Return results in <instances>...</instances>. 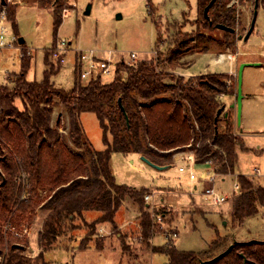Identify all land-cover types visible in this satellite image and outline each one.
<instances>
[{"label":"trees","instance_id":"1","mask_svg":"<svg viewBox=\"0 0 264 264\" xmlns=\"http://www.w3.org/2000/svg\"><path fill=\"white\" fill-rule=\"evenodd\" d=\"M230 1L216 0L206 18L205 8L211 0H198L203 18L200 24L209 30L218 29V24L234 29L224 31L223 46L237 49L234 38L238 16L235 6L228 7ZM39 2L52 9L56 32L45 53L44 77L41 81L28 79L31 55L24 43L20 45L21 71L8 78L14 86L0 84V264H48L45 254L55 248L69 224L70 231L78 228V220L92 233L100 223L117 229L115 219L126 198L140 208L141 241L151 252L167 254L169 264H200L231 244L234 247L227 255L207 264H264V242L233 239L228 243L218 231L211 244L218 252L206 259L195 252L177 250L170 238L165 246L154 247L152 241L157 230L162 229L145 202L148 190L119 184L111 166L113 154L121 153L137 154L169 168L176 153L190 148L196 150L199 163L212 161V173L221 177L234 175L238 149L244 151L246 146L237 130L234 108H227L220 99L232 93L234 76L210 73L186 82L183 77L176 79L167 74L168 68L177 67L188 44L195 40L179 32L166 58L158 54L152 60L134 64L119 62L113 81L107 84L101 75L88 82L82 80L78 54L74 87L66 91L53 82L60 66L57 68L50 60L60 43L57 32L66 4L63 0ZM18 6L7 5L17 40ZM160 42L159 39L157 43ZM57 105L67 109L68 125L63 118L53 123ZM84 113L97 117L103 132V150H96L89 140L82 123ZM237 184L240 193L230 213L232 228L243 226L259 213L260 207L264 208V187L256 186L245 175L237 176ZM41 210H47L48 215L39 234L41 250L32 258L27 255L29 232ZM91 212L99 215L88 223L86 215ZM156 213L164 217L168 214L166 209ZM20 232L27 233L24 239ZM88 242L89 237L79 247L86 249ZM123 249L130 251L125 242Z\"/></svg>","mask_w":264,"mask_h":264},{"label":"rangeland","instance_id":"2","mask_svg":"<svg viewBox=\"0 0 264 264\" xmlns=\"http://www.w3.org/2000/svg\"><path fill=\"white\" fill-rule=\"evenodd\" d=\"M63 1L66 5L62 10L63 23L57 32V38L67 45L61 60L55 62L53 55L50 60L57 68L60 66L59 73L52 78L53 82L66 91L74 87L76 59L80 52L92 51L97 57L105 59L112 55L114 63L123 60L134 64L152 60L158 54L166 58L169 50L175 47L174 40L180 32L195 40L188 44L177 67L168 68L167 74L176 79L183 77L187 82L210 73H235L231 83L232 93L220 98L227 108L232 109V102L237 100L239 71L241 65L246 64L242 73L240 125L237 109L233 110L238 133L246 139L248 147L239 152L236 175H245L256 186L264 187V2L258 0L255 28L246 41L244 37L254 17L256 0L229 2L228 7L235 6L238 16V28L234 38L237 49H232L223 46L226 40L224 31L209 30L200 24L203 18L201 9L198 8V0ZM17 3L19 37L25 40L24 48L31 55L27 77L31 81H41L46 69L45 53L56 37L52 9L43 7L39 0H14L8 4ZM89 6L91 12L87 15L85 12ZM199 33H203L204 37H196ZM7 37L9 42L17 38L11 24L8 25ZM159 39L161 42L157 43ZM22 48L15 43L0 50V84L14 86L8 78L21 71ZM132 54L137 56L135 61L131 60ZM229 55L233 58L228 59ZM64 58L65 61H62ZM114 76H102L103 83L112 82ZM88 81L89 79L84 80ZM60 118L68 125L67 109L57 105L53 113V123ZM82 123L93 147L103 150V132L95 114L84 113ZM140 159L137 154L115 153L111 166L119 184L147 189V195H151L149 203L156 206L155 211L160 213L162 209L167 210L163 229L160 232L157 230L152 241L154 247L165 246L170 238L177 250L195 252L206 259L218 252L211 248L217 231L228 243L233 239L264 241L263 207L259 208L256 216L248 218L243 226H231L230 213L234 199L240 193L235 187V175L217 176L214 181L203 180V183H198L200 179L191 182L179 174L174 166L176 159L165 170H157ZM257 169L261 171L260 174ZM208 188H215L221 196L227 197V201L220 206L211 200L206 201L203 193ZM166 199L175 205V209L166 204ZM133 201L127 198L117 213V229L109 223H100L92 233L78 220V228L70 231L69 224L66 227L67 232L61 236L55 248L45 254L48 264H169L167 254L153 253L141 241L140 208ZM145 202L147 204L146 200ZM98 215L97 212L88 213L87 222L92 223ZM46 218V213L39 211L29 232L33 250L39 249V234ZM24 234L27 233L20 232V238ZM87 237L89 242L86 249L82 250L79 246ZM123 242L129 246L130 251L123 249Z\"/></svg>","mask_w":264,"mask_h":264},{"label":"built area","instance_id":"3","mask_svg":"<svg viewBox=\"0 0 264 264\" xmlns=\"http://www.w3.org/2000/svg\"><path fill=\"white\" fill-rule=\"evenodd\" d=\"M3 0L0 1V50L12 45H15L17 43V38H13L12 42L8 41L7 37V29L8 25L10 24L9 21V15L7 11V4L11 3L14 0H4L5 4L2 3ZM67 43L64 41H61L57 47L56 50L53 52V58L55 62L60 60V58L63 56L65 47ZM80 60H81V78L82 80L86 79H96L99 75L102 76H109L114 74L116 72V67L118 62L114 63L112 55L110 58H99L95 55L94 52L89 53H80ZM233 56L229 55L228 59H232ZM137 59L136 54H132L131 60L135 61ZM64 61V60H62ZM125 62V61H120ZM178 155H181L178 157ZM178 157V158H176ZM176 159V162L174 163V166L177 168L179 174L182 176L187 177L191 182H195L198 179L200 180H211L214 181L217 177L216 174L212 173V161H206L205 163H199L196 160V150L194 149H187L185 151L178 152L174 155V160ZM237 189H239V185L236 183L235 186ZM205 196V200L209 201L211 200L215 205L220 206L224 202L227 201L226 196H221L215 188H208L203 193ZM151 198V195H147L145 197V200L147 201V205L149 206L150 210H152V216L155 218L158 223L160 224V228H162L164 221H163V215L157 214L155 209L156 206H152L151 203H149V200ZM158 209L159 206H157ZM163 229V228H162ZM176 236V234H175Z\"/></svg>","mask_w":264,"mask_h":264},{"label":"water","instance_id":"4","mask_svg":"<svg viewBox=\"0 0 264 264\" xmlns=\"http://www.w3.org/2000/svg\"><path fill=\"white\" fill-rule=\"evenodd\" d=\"M57 1V0H56ZM216 0H211V2L209 3V5L205 8V17L206 18H209V15H208V12H209V9L211 8V6L214 4ZM3 4H5V1L3 0L2 1ZM258 8H259V1L256 0L255 2V6H254V17H253V20L251 22V26L249 28V30L247 31L245 37H244V41L248 40V38L250 37V35L253 33L254 31V28H255V23H256V18H257V14H258ZM91 12V8L90 6L87 8L85 14H90ZM218 29L220 30H223V31H229V32H234L235 30L232 29V28H229L225 25H222V24H218L216 26ZM18 42L20 45L24 44L25 43V40L22 38V37H19L18 39ZM247 66L246 64H243L241 65V68H240V71H239V80H238V91H237V100H236V103L232 105V108H236L237 109V118H238V124L240 125V116H241V109H242V100H243V95H242V73H243V70H244V67ZM119 104L121 106V109L122 111L125 113V116L128 120V116L124 110V107L122 106L121 104V100H119ZM221 114V110L218 111V117L219 115ZM217 117V118H218ZM217 118H216V121H217ZM142 161H144L146 164L154 167L155 169L157 170H165L167 169L168 167L166 166H158L152 162H150L147 158L145 157H142ZM259 242H264V241H258V240H251V241H248L247 243H259ZM234 247V244H231L227 250H225L224 252L220 253L219 255H217L216 257L210 259V260H205V261H201L200 264H207V263H211V262H215V261H218L219 259H221L222 257H224L225 255H227ZM245 262H247V260H245Z\"/></svg>","mask_w":264,"mask_h":264},{"label":"crops","instance_id":"5","mask_svg":"<svg viewBox=\"0 0 264 264\" xmlns=\"http://www.w3.org/2000/svg\"><path fill=\"white\" fill-rule=\"evenodd\" d=\"M81 53V52H80ZM83 53V52H82ZM64 61H65V58H64ZM217 61V60H216ZM218 62V61H217ZM64 63V62H63ZM47 68V67H46ZM235 73H233L232 75H234ZM186 75H189V76H192L191 74H184V76H186ZM31 81V80H30ZM236 102H232V105L233 104H235ZM241 137L243 138V141H244V143H245V146H247V143H246V139L241 135ZM248 147V146H247ZM241 150H239L238 149V155H239V152H240ZM139 157H141V161H142V156H140V155H138ZM144 162V161H143ZM238 163H239V158H238ZM238 163H237V167H238ZM236 167V168H237ZM257 173L258 174H260L261 173V171L259 170V169H257ZM236 177H235V179H236V183H237V175H236V173L234 174ZM233 175V176H234ZM218 176V175H217ZM203 180H201V181H199L198 183H203L204 181L206 182L207 180H204L203 182H202ZM132 188H134V187H132ZM196 188V187H195ZM194 188V189H195ZM198 188V187H197ZM134 189H136V190H140V189H138V188H134ZM127 199V198H126ZM130 199V198H129ZM169 199V198H168ZM168 199H166L165 200V202H166V204L170 207V208H172V209H175V205L172 203V202H168ZM130 200H132V199H130ZM133 201V200H132ZM134 202V201H133ZM134 204H136V202H134ZM137 205V204H136ZM138 206V205H137ZM41 211H43V212H45L46 213V216L48 215V211L47 210H41ZM139 215H140V212H139ZM116 220V219H115ZM128 226V225H127ZM126 226V227H127ZM176 237H178V235L176 236ZM40 246H39V249H37V250H33L32 248H31V246L29 247V253H28V256H30V257H32V258H34V257H36L38 254H39V252H40Z\"/></svg>","mask_w":264,"mask_h":264}]
</instances>
